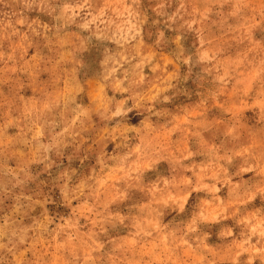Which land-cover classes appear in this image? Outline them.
<instances>
[{"label":"rangeland","instance_id":"rangeland-1","mask_svg":"<svg viewBox=\"0 0 264 264\" xmlns=\"http://www.w3.org/2000/svg\"><path fill=\"white\" fill-rule=\"evenodd\" d=\"M0 264H264V0H0Z\"/></svg>","mask_w":264,"mask_h":264}]
</instances>
